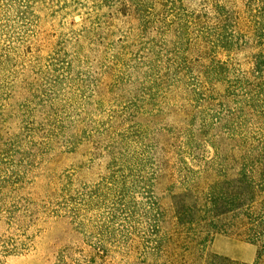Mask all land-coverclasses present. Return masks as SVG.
<instances>
[{"label": "rangeland", "instance_id": "374dc122", "mask_svg": "<svg viewBox=\"0 0 264 264\" xmlns=\"http://www.w3.org/2000/svg\"><path fill=\"white\" fill-rule=\"evenodd\" d=\"M216 1L234 29L245 0H0V264L255 262L176 213L216 153L264 138Z\"/></svg>", "mask_w": 264, "mask_h": 264}, {"label": "trees", "instance_id": "16d2710c", "mask_svg": "<svg viewBox=\"0 0 264 264\" xmlns=\"http://www.w3.org/2000/svg\"><path fill=\"white\" fill-rule=\"evenodd\" d=\"M244 4L235 28L229 29L230 2H214L219 24L214 43L226 52L235 49L248 51L255 79L252 83H256L248 88L255 90L256 87L257 93L254 94L257 96L250 94L244 100L255 106L264 104V2L245 0ZM244 88L248 89L247 86ZM210 164L212 179L202 187L191 188L193 205L183 206L176 212L179 222L184 226H195L201 245L217 235H225L235 236L256 247L253 263L214 256L209 264H264V138L255 144L245 138L239 154L216 153ZM193 212L196 218H193ZM185 216L189 218L185 220Z\"/></svg>", "mask_w": 264, "mask_h": 264}]
</instances>
